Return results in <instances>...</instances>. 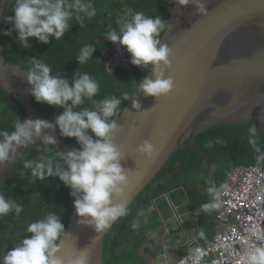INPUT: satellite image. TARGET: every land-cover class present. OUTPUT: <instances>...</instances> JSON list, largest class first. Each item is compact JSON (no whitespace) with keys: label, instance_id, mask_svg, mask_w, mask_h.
<instances>
[{"label":"clouds","instance_id":"clouds-1","mask_svg":"<svg viewBox=\"0 0 264 264\" xmlns=\"http://www.w3.org/2000/svg\"><path fill=\"white\" fill-rule=\"evenodd\" d=\"M170 2L173 6L169 9L161 10L156 7L152 15H149L146 9L143 12H135L129 21L119 26L118 31L110 27L105 39L111 44L107 49L104 48L98 59L102 66L86 68L98 76L122 69L129 78L136 77L134 89L138 88L145 96L158 99L168 95L174 87L173 78L165 77V72L171 67V49L162 43V40L171 28L173 11L177 5L187 6L189 3L195 4L199 13L205 11L201 0ZM12 4V15L8 16ZM12 4L2 22L0 34L10 36L15 31L23 48L29 47V37H35L44 44H48L50 38L62 39L69 30L73 12L82 13L81 20L95 15L91 0H14ZM6 23L12 27L1 32ZM162 33L164 35L161 38ZM95 51V45H84L76 61L79 65L87 63L93 58ZM0 52L3 56L0 57V62L4 59L5 63L20 69L5 58L7 54L4 46L0 45ZM149 65L152 67L151 77H147L146 68ZM25 73L26 82L30 86V106L43 120L32 119L21 105L24 110L22 118L15 119L12 129L0 130V170L4 166L5 169L12 166L3 184L12 174L18 161L26 156L24 152L28 149L34 147L36 154L53 151L55 156L41 155L37 160H24L23 168L30 172L33 183H43L48 177H57L59 184L68 191L69 207L63 212L50 200L38 205L37 218L25 224L20 239L15 243H7L4 240L3 245H0V264H91L87 249L95 246L100 237L104 239L102 255L105 264V239L115 225L128 216L129 208L145 194L146 189L158 177L128 208L123 200L124 191L129 184L128 171L121 164L127 155L121 148L126 149L127 144L124 135L117 134L120 131L117 122L126 110L134 89L132 94L124 92L121 97L113 95L95 100L93 98L99 94L100 86L93 76L87 73L76 75L70 83L60 72H53L49 64L35 57L30 60V67ZM122 101H128L125 102L126 106L122 105ZM131 106L136 110L141 108L138 99H132ZM38 107L44 108V111L41 112ZM251 121L256 122L257 128L259 127L257 120ZM45 130L55 131L62 146L69 151L59 153L53 146L56 143L55 137ZM249 132L251 135L248 143L257 153V166H239L231 170L224 181H219L213 173V159L196 148L201 154L199 155L189 148V145L186 146L189 144L186 142L184 151L192 150L211 161L208 170L211 177L207 180L209 186L193 188L189 185L192 179L188 178L187 183L193 193L189 194L181 187L160 195L149 206L147 216L153 215L151 209L158 200L169 205L171 202L168 197L174 191L185 190L191 202H195V192L206 190L211 200L198 201L201 209L197 215L196 233L204 236V229L210 224V211L213 210L216 225L213 236L207 242L198 237L194 240L182 239V220L178 222L176 219L170 226L160 227L161 224H152V228L158 226L157 231H154L148 228L152 219L147 220V216H139L137 223L132 225V222H129L126 225V232L132 227L133 237L141 243L134 245L138 261L128 264H200L206 254L207 264H229L240 259L242 264H264V244L253 243L246 248L243 229L239 228V233H231L238 225L237 217L226 213L223 205L226 200L223 187L238 171L255 169L264 174V170L258 167L264 164V150L262 151L257 143L256 127H250ZM74 138L80 145L79 149H72L70 146ZM194 138L193 144L196 147ZM154 154L155 149L148 140H143L133 150V155H142L147 159H151ZM192 173L194 177L202 175L199 171ZM162 181L168 182L167 187L171 185L169 178ZM172 206L173 215L180 216L177 208L173 204ZM22 210V205L0 192V221L9 216L16 217ZM203 211L210 217H204L206 223L200 227L199 218ZM224 215L225 218L221 219ZM162 228L169 234L167 242L163 244L160 239ZM249 231L256 241H264V221L261 227L254 225ZM66 239L72 240L74 247H66Z\"/></svg>","mask_w":264,"mask_h":264},{"label":"water","instance_id":"water-1","mask_svg":"<svg viewBox=\"0 0 264 264\" xmlns=\"http://www.w3.org/2000/svg\"><path fill=\"white\" fill-rule=\"evenodd\" d=\"M14 0H1L3 20ZM205 11L199 13L193 3L177 5L171 17V28L162 43L171 49V67L165 77L174 80L166 96H145L138 88L117 122L124 135L127 155L121 161L128 171L129 184L123 200L129 208L166 166L184 143L201 155L193 144L200 132L216 125L259 122L264 137V0H201ZM0 57H3L0 52ZM148 76L152 67L147 68ZM25 72L0 62V87L19 99L32 119H42L30 106L29 85ZM22 84L17 90L14 84ZM18 85V84H16ZM138 99L141 108L133 109ZM53 145L59 153L62 146L55 131ZM143 140L155 149L151 159L133 155ZM12 166L0 170V187ZM212 168V165H211ZM5 169V170H4ZM4 171V172H3ZM103 237L87 249L91 264H103ZM74 247L72 240L64 241Z\"/></svg>","mask_w":264,"mask_h":264},{"label":"trees","instance_id":"trees-1","mask_svg":"<svg viewBox=\"0 0 264 264\" xmlns=\"http://www.w3.org/2000/svg\"><path fill=\"white\" fill-rule=\"evenodd\" d=\"M91 3L95 9V15L91 18L84 17L81 20L83 14L73 12V18L69 21V30L60 40L50 38L49 43L44 44L37 41L35 37H29L27 38L29 47L23 48L15 31L10 36L0 34V45L6 48L7 55L5 58L27 72L30 67V60L35 57L49 64L53 72H60L64 78L69 79L70 83L76 75L87 73L93 76L100 86L99 94L93 98L95 100L113 95L121 97L124 92L132 94L136 81L135 76L129 78L122 69L98 76L86 66H102L98 59L104 48L107 49L108 45L111 44L105 39L110 27L118 31L119 26L125 21H129L135 12H143L146 9L148 14L152 15L156 7H160L161 10L169 9L173 3L170 0H91ZM12 7L13 4L8 16L12 15ZM11 27V24L6 23L1 32ZM163 35L164 33L161 34V38ZM86 44L95 45L96 51L93 53L92 59L79 65L76 57L80 49ZM14 86L20 90L22 84L16 82ZM128 101H122V105L124 106L125 102ZM38 109L41 112L44 111V108L38 107ZM22 111L24 110L19 99L0 88V130L12 129L15 119L22 118ZM253 125L257 129V143L263 151V136L254 121L248 124L216 126L194 138L198 151L213 159V173L219 181H224L227 174L239 166H257L255 161L257 153L248 143L251 135L249 128ZM188 145L186 144V146ZM70 146L72 149L80 148L75 138ZM35 151V148L32 147L24 152L26 156L18 161L12 174L0 188L1 193L22 205L23 208L16 217L9 216L0 221V245H3L4 240L7 243H15L20 239L25 224L37 218L39 214L38 205L45 200L54 201L57 209L63 212L69 207L68 191L59 184L57 177H48L43 183H33L30 172L23 168L24 160H37L41 155H56L53 151L41 154H36ZM210 164V160L200 157L192 150L178 151L155 181L146 189L145 194L141 195L129 208L128 216L115 225L105 239V264H128L138 261L134 245L141 243L133 237L132 227L126 232V225L129 222H132V225L137 223L139 216L146 217L151 202L162 194L181 187L185 188L189 194L193 193L187 183L188 178H191L192 182L197 183L200 187L209 186L207 180L211 177L208 173ZM258 167L264 170V164ZM194 171H199L202 175L194 177L192 173ZM165 178L171 180V185L168 187L167 181L159 183ZM205 198L209 200L207 196ZM206 213L203 211V214H200V227L206 223L204 217L209 216ZM153 229L157 231L158 226L155 225Z\"/></svg>","mask_w":264,"mask_h":264},{"label":"built area","instance_id":"built-area-1","mask_svg":"<svg viewBox=\"0 0 264 264\" xmlns=\"http://www.w3.org/2000/svg\"><path fill=\"white\" fill-rule=\"evenodd\" d=\"M223 193L226 198L223 203L225 212L235 215L238 220L231 233H239V228H242L246 248L253 243L264 244V241H256L249 231L254 225L261 227L264 221V174L255 169H242L224 185ZM207 258L208 254L200 260V264H207ZM229 264H242V259Z\"/></svg>","mask_w":264,"mask_h":264},{"label":"crops","instance_id":"crops-1","mask_svg":"<svg viewBox=\"0 0 264 264\" xmlns=\"http://www.w3.org/2000/svg\"><path fill=\"white\" fill-rule=\"evenodd\" d=\"M189 185L196 189L202 188L195 182H190ZM195 196H196L195 202H191L185 190L180 189L170 193L168 199L170 200L171 203L169 205H167V203H163L161 200H158L156 202V205H154L151 209L153 211V215L148 214V216L146 217L147 220L152 219L151 223L148 224V228L153 229L152 224H161L160 227L164 225L170 226L174 220L178 219V220H182V224H183L182 239L194 240L198 237L204 242H207L209 238H211L216 231V225L212 215L213 210L210 211L211 213V217L209 219L210 224L207 228L204 229V236L201 237L200 233L199 234L196 233L197 215H198V211L201 209V206H198V201L206 200L205 198L206 196L209 200H211V196L210 194H208L206 190H197L195 192ZM172 204L177 208L180 216L173 215ZM179 204H184V205L181 206ZM181 215L183 216L181 217ZM162 229H163V233L161 234L160 239L162 240V244H163L167 242L169 238V234H166L164 232L166 231L165 228Z\"/></svg>","mask_w":264,"mask_h":264},{"label":"flooded vegetation","instance_id":"flooded-vegetation-1","mask_svg":"<svg viewBox=\"0 0 264 264\" xmlns=\"http://www.w3.org/2000/svg\"><path fill=\"white\" fill-rule=\"evenodd\" d=\"M1 6H2V2H1V0H0V27H1V25H2V22H3V15H4V13H5V9H1ZM177 8V7H176ZM264 129V128H263ZM159 183H163V181L162 182H159Z\"/></svg>","mask_w":264,"mask_h":264},{"label":"rangeland","instance_id":"rangeland-1","mask_svg":"<svg viewBox=\"0 0 264 264\" xmlns=\"http://www.w3.org/2000/svg\"><path fill=\"white\" fill-rule=\"evenodd\" d=\"M177 221H178V222H181L180 220H177ZM140 253H143V252L140 251Z\"/></svg>","mask_w":264,"mask_h":264}]
</instances>
